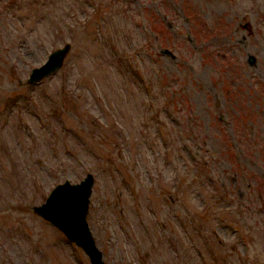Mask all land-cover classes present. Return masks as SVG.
<instances>
[{"label":"rangeland","instance_id":"1","mask_svg":"<svg viewBox=\"0 0 264 264\" xmlns=\"http://www.w3.org/2000/svg\"><path fill=\"white\" fill-rule=\"evenodd\" d=\"M86 173L103 264H264V0H0V264H89L33 211Z\"/></svg>","mask_w":264,"mask_h":264},{"label":"water","instance_id":"2","mask_svg":"<svg viewBox=\"0 0 264 264\" xmlns=\"http://www.w3.org/2000/svg\"><path fill=\"white\" fill-rule=\"evenodd\" d=\"M68 50L69 44H63L50 52L41 65L31 69L26 82L34 85L54 74ZM92 184L93 177L90 173H86L77 183H58L41 204L33 207V211L57 229L67 241L79 247L87 256L89 264H103L101 252L95 245L85 220Z\"/></svg>","mask_w":264,"mask_h":264}]
</instances>
